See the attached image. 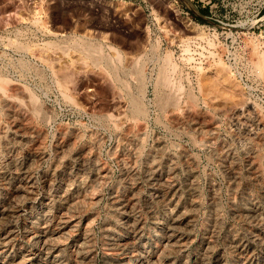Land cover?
Listing matches in <instances>:
<instances>
[{"label": "rangeland", "instance_id": "rangeland-1", "mask_svg": "<svg viewBox=\"0 0 264 264\" xmlns=\"http://www.w3.org/2000/svg\"><path fill=\"white\" fill-rule=\"evenodd\" d=\"M0 164V264H264V0H0Z\"/></svg>", "mask_w": 264, "mask_h": 264}, {"label": "bare ground", "instance_id": "bare-ground-1", "mask_svg": "<svg viewBox=\"0 0 264 264\" xmlns=\"http://www.w3.org/2000/svg\"><path fill=\"white\" fill-rule=\"evenodd\" d=\"M64 39V38H63ZM80 39V38H79ZM87 42V41H86ZM74 44V43H73ZM78 44V43H77ZM89 44V43H88ZM63 45V44H62ZM67 46V45H66ZM33 48V47H32ZM37 48V47H36ZM70 48V47H69ZM75 48V47H74ZM80 49V48H79ZM61 50H63V49H61ZM89 50V49H88ZM95 50V49H94ZM52 52V51H51ZM97 52V51H96ZM99 52V51H98ZM97 52V53H98ZM93 53V52H92ZM94 53H95V51H94ZM94 53H93V55H94ZM100 53V52H99ZM70 55V54H69ZM84 55H87L86 53L84 54ZM99 55V54H98ZM77 56V55H76ZM92 56V55H91ZM40 57V56H39ZM85 57V56H84ZM95 57H96V55H95ZM109 57V56H108ZM82 58V57H81ZM94 59V58H93ZM61 60V59H60ZM73 60V59H72ZM97 60H99V59H97ZM96 60V61H97ZM101 60V59H100ZM86 61V60H85ZM92 61V60H91ZM105 61V60H104ZM130 61V60H129ZM45 62H47V61H45ZM52 62V61H51ZM100 62V61H99ZM54 63V62H53ZM68 63V62H67ZM112 63V62H111ZM118 63H119V61H118ZM131 63V62H130ZM134 63V62H133ZM163 63V62H162ZM51 64V63H50ZM136 64V63H135ZM66 65V64H65ZM164 66V65H163ZM117 68V67H116ZM116 68H115V70H116ZM158 68V67H157ZM61 69V68H60ZM82 69V68H81ZM85 69V68H84ZM35 70V69H34ZM144 70V69H143ZM168 70V69H167ZM62 71V70H61ZM61 71H59V72H61ZM67 71V70H66ZM131 71V70H130ZM162 71V70H161ZM166 71V70H165ZM106 73V72H105ZM163 73V72H162ZM55 74V73H54ZM63 74V73H62ZM167 74V73H166ZM135 75V74H134ZM162 75V74H161ZM164 75V74H163ZM162 75V76H163ZM58 76V75H57ZM169 76V75H168ZM117 77V76H116ZM165 77V76H164ZM59 78V77H58ZM166 78V77H165ZM181 78V77H180ZM62 79V78H61ZM64 79V78H63ZM67 79V78H66ZM158 79V78H157ZM135 80V79H134ZM170 80V79H169ZM60 81V80H59ZM65 81V80H64ZM109 81V80H108ZM164 81H166V80H164ZM168 81V80H167ZM167 81H166V83H167ZM171 81H173V80H171ZM66 82V81H65ZM128 82V81H127ZM168 82H170V81H168ZM174 82V81H173ZM6 84L8 83V82H5ZM64 83V82H63ZM172 83V82H171ZM5 84V85H6ZM68 84V83H67ZM168 84V83H167ZM8 85V84H7ZM157 85V84H156ZM172 85V84H171ZM176 85V84H175ZM179 85V84H178ZM161 86V85H160ZM174 86V85H173ZM172 86V87H173ZM14 87V86H13ZM164 87H165V85H164ZM168 87H169V85H168ZM172 87H170L171 89H172ZM10 88V87H9ZM67 88V87H66ZM162 88V87H161ZM177 88V87H176ZM111 89V88H110ZM109 89V90H110ZM156 89V88H155ZM26 90V89H25ZM24 90V91H25ZM74 90V89H73ZM160 90V89H159ZM162 90V89H161ZM10 91H12V90H10ZM111 91V90H110ZM171 91V90H170ZM182 91V90H181ZM180 91V92H181ZM210 91V90H209ZM162 92V91H161ZM178 92V91H177ZM129 93V92H128ZM174 93V92H173ZM8 94V93H7ZM119 94V93H118ZM157 94V93H156ZM164 94V93H163ZM167 94L168 93H166V96H167ZM32 95V94H31ZM62 95V94H61ZM72 95V94H71ZM120 95V94H119ZM165 95V94H164ZM164 95H161V97H163ZM171 95V94H170ZM181 95V94H180ZM188 95V94H187ZM21 96H23V95H21ZM25 96V95H24ZM23 96V97H24ZM28 96V95H27ZM33 96V95H32ZM32 96H31V98H32ZM122 96V95H121ZM132 96H134V95H132ZM154 96V95H153ZM193 96V95H192ZM35 97V96H34ZM74 97V96H73ZM168 97V96H167ZM173 97V96H172ZM179 97V96H178ZM9 98V97H8ZM25 98H26V96H25ZM36 98V97H35ZM138 98V97H137ZM21 99V98H20ZM19 99V100H20ZM38 99V98H37ZM160 99V98H159ZM164 99H165V97H164ZM167 99V98H166ZM169 99V98H168ZM13 100V99H12ZM22 100V99H21ZM20 100V101H21ZM25 100V99H24ZM30 100V99H29ZM28 100V101H29ZM35 100V99H34ZM155 100V99H154ZM19 101V102H20ZM134 101V100H133ZM162 101H163V99H162ZM165 101V100H164ZM32 102V101H31ZM139 102L140 101H138V100H135L134 101V103H132L133 104V107H134V110H135V112L134 113H140V112H142L143 111V109H141V106L142 105H140L139 104ZM157 102V101H156ZM171 102V101H170ZM3 103H8V99L7 98H3ZM23 103H25V102H23ZM23 103H21L22 105H23ZM174 103V102H173ZM176 103V102H175ZM191 103V102H190ZM26 104V103H25ZM29 104H30V102H29ZM31 105V104H30ZM36 105V104H35ZM39 105V104H38ZM161 105V104H160ZM164 105V104H163ZM163 105H162V107H163ZM177 105V104H176ZM175 105V106H176ZM193 105V104H192ZM165 106V105H164ZM174 106V105H173ZM178 106V105H177ZM27 107V106H26ZM31 107V106H30ZM143 108V107H142ZM164 108V107H163ZM252 108V107H251ZM234 109V108H233ZM254 109V108H253ZM32 110H33V108H32ZM107 110V109H106ZM112 110V109H111ZM127 110V109H126ZM161 110V109H160ZM171 110V109H170ZM175 110V109H174ZM180 110V109H179ZM223 111V110H222ZM241 111V110H240ZM254 111V110H253ZM171 112V111H170ZM249 112V111H248ZM38 113H39V111H38ZM143 113V112H142ZM37 114V113H36ZM236 114V113H235ZM114 115V114H113ZM103 116V115H102ZM112 116V115H111ZM110 116V117H111ZM124 116V115H123ZM133 116V115H132ZM139 116V115H138ZM229 116V115H228ZM232 116V115H231ZM169 117V116H168ZM131 118V117H130ZM135 118V117H134ZM137 118V117H136ZM139 118V117H138ZM49 119V118H48ZM113 119H114V117H113ZM128 119V118H127ZM164 119H165V117H164ZM115 120V119H114ZM158 120V119H157ZM143 121V120H142ZM217 121V120H216ZM236 121V120H235ZM127 122V121H126ZM135 122V121H134ZM137 122V121H136ZM138 122H139V120H138ZM161 122H163V121H161ZM166 122V121H165ZM251 122V121H250ZM250 122H249V124H250ZM113 123V122H112ZM121 123V122H120ZM129 123V122H128ZM171 123V122H170ZM242 123V122H241ZM247 123V122H246ZM134 124V123H133ZM248 124V123H247ZM120 125V124H119ZM147 125V124H146ZM243 125V124H242ZM176 126V125H175ZM214 126V125H213ZM133 127V126H132ZM5 128V127H4ZM121 128V127H120ZM200 128V127H199ZM3 129V128H2ZM28 132V131H27ZM212 132V131H211ZM127 133V132H126ZM254 133V132H253ZM128 134V133H127ZM176 134V133H175ZM3 135V134H2ZM23 135V134H22ZM248 135V134H247ZM137 136V135H136ZM140 136V135H139ZM213 136V135H212ZM199 137V136H198ZM74 139V138H73ZM158 139V138H157ZM211 140V139H210ZM16 141V140H15ZM14 141V142H15ZM240 141V140H239ZM2 142V141H1ZM135 142V141H134ZM140 142V141H139ZM163 142V141H162ZM211 143V142H210ZM215 143V142H214ZM25 144H26V142H25ZM129 144V143H128ZM145 144V143H144ZM241 146V145H240ZM39 147V146H38ZM60 147V146H59ZM152 147V146H151ZM142 148H143V146H142ZM155 148V147H154ZM89 149V148H88ZM7 150V149H6ZM60 150H61V148H60ZM89 151V150H88ZM248 151V150H247ZM8 152V151H7ZM90 152V151H89ZM211 152H213V151H211ZM137 153V152H136ZM216 153V152H215ZM10 154V153H9ZM63 154V153H62ZM84 154V153H83ZM86 154V153H85ZM89 154V153H88ZM215 155V154H214ZM96 156V155H95ZM112 156V155H111ZM125 156V155H124ZM123 156V157H124ZM135 156V155H134ZM252 156V155H251ZM59 157V156H58ZM82 157V156H81ZM97 157V156H96ZM155 157V156H154ZM152 159V158H151ZM175 159V158H174ZM231 159V158H230ZM118 161V160H117ZM235 161V160H234ZM119 162V161H118ZM124 162V161H123ZM134 162V161H133ZM154 162V161H153ZM33 163H34V161H33ZM88 163V162H87ZM96 164V163H95ZM145 164V163H144ZM1 165V164H0ZM83 165V164H82ZM146 165V164H145ZM174 165V164H173ZM191 165V164H190ZM28 166V165H27ZM27 166H21L20 167V171H22L23 170V172H26L27 170H28V167ZM87 166V165H86ZM101 166H102V164H101ZM125 166V165H124ZM170 166V165H169ZM229 166H230V164H229ZM27 169V170H24V169ZM30 168V167H29ZM191 168V167H190ZM192 169V168H191ZM31 170V169H30ZM97 170V169H96ZM226 170V169H225ZM251 171V170H250ZM17 172H19V171H17ZM63 172V171H62ZM143 172V171H142ZM162 171H160L159 172V168H158V166L156 165V163L154 162V163H152L151 165H150V167H149V172L147 173V179H148V181L150 182V184L151 185H153L154 187H155V197L156 198H160V199H162L163 200V203H162V209H163V212L161 213V214H157V215H154V220H155V222L156 223H158L159 224V226L162 228V227H164L165 228V232L167 233V236H165V237H167V240H170V239H172L173 240V238L176 236L177 237V234H178V230H180L181 229V225L182 224H184V218H183V215H182V212H181V210H180V208L177 206V205H174L173 203H172V200L171 199H169L166 195H167V193H164L163 192V188L162 187H164V186H171L170 185V171H168V170H166L165 169V172H162ZM51 173V172H50ZM82 173V172H81ZM126 173V172H125ZM131 173V172H130ZM136 173V172H135ZM18 175V174H17ZM103 175V174H102ZM105 175V174H104ZM109 175V174H108ZM172 175V174H171ZM198 175V174H197ZM21 177H22V175H21ZM101 177V176H100ZM129 177V176H128ZM3 178V177H2ZM23 179V178H22ZM49 179V178H48ZM80 179V178H79ZM18 180H20V179H18ZM28 181V180H27ZM73 181V180H72ZM106 181V180H105ZM105 181H103V182H105ZM20 182V181H19ZM133 182V181H132ZM235 182V181H234ZM82 183V182H81ZM93 183V182H92ZM172 183V182H171ZM191 183V182H190ZM230 183V182H229ZM22 184V183H21ZM26 184V183H25ZM100 184H101V182H100ZM65 185V184H64ZM70 185V184H69ZM22 186V185H21ZM89 186H90V184H89ZM93 186V185H92ZM101 186V185H100ZM6 187H8V185H6ZM23 187V186H22ZM66 187V186H65ZM118 187V186H117ZM212 187V186H211ZM95 188V187H94ZM93 188V189H94ZM97 189V188H96ZM99 189V188H98ZM90 190V189H89ZM175 190V189H174ZM216 190V189H215ZM18 191V190H17ZM68 191V190H67ZM84 191V190H83ZM96 191V190H95ZM94 191V192H95ZM172 191V190H171ZM9 192H11V190L9 191ZM8 192V193H9ZM92 192V191H91ZM114 192V191H113ZM15 193V192H14ZM13 193V194H14ZM64 193V192H63ZM85 193H86V191H85ZM133 193V192H132ZM16 194V193H15ZM27 194V193H26ZM78 194H80V193H78ZM92 194V193H91ZM94 194V193H93ZM154 194V193H153ZM172 194V193H171ZM12 195V194H11ZM64 195V194H63ZM15 196V195H14ZM18 196V195H17ZM17 196H16V198H17ZM30 196V195H29ZM154 196V195H153ZM11 197V196H10ZM13 197V196H12ZM118 197V196H117ZM48 198V197H47ZM66 198V197H65ZM133 198V197H132ZM213 198V197H212ZM63 199V198H62ZM78 199V198H77ZM10 200V199H9ZM83 200V199H82ZM251 200V199H250ZM5 201V200H4ZM14 201V200H13ZM48 201V200H47ZM67 201V200H66ZM77 201V200H76ZM81 201V200H80ZM87 201V200H86ZM89 201V200H88ZM116 201V200H115ZM134 201V200H133ZM8 202V201H7ZM18 202V201H17ZM70 202H72V201H70ZM123 202V201H122ZM9 203V202H8ZM7 204V203H6ZM11 204V203H10ZM10 204H9V207L7 206V208L6 207H4L3 206V204L1 203L0 205H2L3 207H0V219L2 220V221H4L3 220V216H5V220H6V218L8 219V221L11 219L10 217H13L12 216V213H14V212H12V210H13V207H12V209H10L11 207H10ZM250 204V203H249ZM249 204H247V205H249ZM13 205V204H12ZM68 205V204H67ZM82 205V204H81ZM89 205V204H88ZM120 205V204H119ZM191 205V204H190ZM248 207V206H247ZM53 209V208H52ZM32 210V209H31ZM73 210V209H72ZM136 210V209H135ZM247 210V209H246ZM52 211V210H51ZM70 211V210H69ZM184 211V210H183ZM186 211V210H185ZM248 216H250L251 218H255V220H257V221H259V222H263L264 221V219H262V216H261V211H260V209H258V208H255L254 206H250L249 208H248ZM185 213V212H184ZM263 213V212H262ZM22 214V213H21ZM77 214V213H76ZM75 214V215H76ZM247 214V213H246ZM14 215V214H13ZM66 215V214H65ZM74 215V214H73ZM237 215V214H236ZM63 216V215H62ZM133 216V215H132ZM64 219V218H63ZM48 220V219H47ZM69 220V219H68ZM154 220H153V222H154ZM7 221V220H6ZM63 221V220H62ZM130 221V220H129ZM186 221V220H185ZM40 222V221H39ZM132 222V221H131ZM135 222V221H134ZM3 223V222H2ZM62 223V222H61ZM64 223V222H63ZM65 223H66V221H65ZM89 223V222H88ZM256 223V222H255ZM1 224V223H0ZM87 224V223H86ZM187 224V222L184 224V226ZM258 224V223H257ZM121 225V224H120ZM126 225H127V223H126ZM129 225V230L128 231H132V233L133 232H136L137 230H136V227H135V223L134 224H128ZM42 227H44V226H42ZM47 227V226H46ZM142 228V227H141ZM154 228V227H153ZM159 228V227H158ZM157 228V229H158ZM184 228V227H183ZM182 228V229H183ZM69 229V228H68ZM22 230V229H21ZM44 230V229H43ZM41 231V230H40ZM39 232V231H38ZM49 232V231H48ZM139 232V231H138ZM210 233V232H209ZM23 234V233H22ZM35 234V233H34ZM37 234V233H36ZM2 235V234H1ZM5 235V234H4ZM38 235H39V233H38ZM136 235V234H135ZM140 235V234H139ZM180 235V234H179ZM35 236V235H34ZM51 236V235H50ZM121 236H123V234L121 233V232H117L115 235H114V237H113V240H118L117 238L118 237H121ZM29 237H30V235H29ZM33 237V236H32ZM56 237V236H55ZM130 237V236H129ZM176 237H175V239H176ZM248 237V236H247ZM5 238V237H4ZM7 238V237H6ZM5 238V239H6ZM47 238H49L48 237V235L46 234V233H43V235L40 237V246H41V248L42 249H46V243H45V241L47 240ZM88 238V237H87ZM50 239L52 240V237H50ZM112 239V238H111ZM128 239V238H127ZM132 239V238H131ZM177 239H179V238H177ZM176 239V240H177ZM3 240V239H2ZM36 240V239H35ZM58 240H59V237H58ZM61 240V239H60ZM232 240V239H231ZM8 241V240H7ZM50 241V240H49ZM142 241V240H141ZM141 241H139V242H141ZM175 241V240H174ZM139 242H137V244L139 243ZM180 242H181V240H180ZM180 242H177L178 244H180V245H182V243H180ZM9 243V242H8ZM1 244V243H0ZM169 244H171L170 242H169ZM174 244V243H173ZM3 245V244H2ZM11 245V244H10ZM39 245V244H38ZM77 245V244H76ZM119 245V244H118ZM139 245V244H138ZM231 245V244H230ZM126 246V241H125V244H122L121 245V248H123V247H125ZM18 247V246H17ZM38 247V246H37ZM237 247V246H236ZM75 248V247H74ZM78 248V247H77ZM177 248V247H176ZM183 248V247H182ZM8 249V248H7ZM33 249H35V248H33ZM37 249V248H36ZM60 249V248H59ZM70 249V248H69ZM76 249V248H75ZM166 249H169V248H166ZM179 249V248H178ZM236 249V248H235ZM0 250H1V247H0ZM6 250V249H5ZM38 250V249H37ZM48 250V249H47ZM54 250V249H53ZM4 251V250H3ZM208 251V250H207ZM38 252H39V250H38ZM161 252V251H160ZM162 252H163V250H162ZM183 252V251H182ZM206 252V251H205ZM35 253H37V252H35ZM49 253V252H48ZM75 253V252H74ZM77 253V252H76ZM28 254V253H27ZM31 254V253H30ZM206 254V253H205ZM5 255V254H4ZM33 255H34V253H33ZM44 255H45V253H44ZM54 255V254H53ZM207 255V254H206ZM21 256V255H20ZM24 256V255H23ZM38 256V255H37ZM48 256V255H47ZM162 256V255H161ZM203 256V255H202ZM27 257H28V255H27ZM45 257H46V255H45ZM52 257V256H51ZM55 257H56V255H55ZM141 257H143V256H141ZM205 257V256H204ZM23 259H24V257H22ZM30 258H32V257H30ZM34 258V257H33ZM36 258V257H35ZM83 258V257H82ZM172 258V257H171ZM45 259V258H44ZM52 259V258H51ZM55 259V258H54ZM78 259V258H77ZM207 259V258H206ZM25 260V259H24ZM31 260V259H30ZM33 260V259H32ZM40 260V259H39ZM75 260V259H74ZM205 260V259H204ZM42 261V260H41ZM51 260H49V262H50ZM200 261H201V259H200ZM45 262V261H44ZM43 262V263H44ZM47 262V261H46ZM140 262H141V264H146V260H143V259H141L140 260ZM151 262V261H150ZM51 263V262H50ZM50 263H48V264H50ZM55 263H57V261L55 262ZM19 264V263H18ZM47 264V263H46ZM59 264V263H58ZM140 264V263H139ZM202 264V263H201ZM203 264H204V262H203Z\"/></svg>", "mask_w": 264, "mask_h": 264}]
</instances>
